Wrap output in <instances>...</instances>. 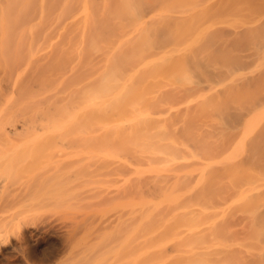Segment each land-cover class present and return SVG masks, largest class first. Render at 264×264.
Here are the masks:
<instances>
[{"label": "bare ground", "instance_id": "obj_1", "mask_svg": "<svg viewBox=\"0 0 264 264\" xmlns=\"http://www.w3.org/2000/svg\"><path fill=\"white\" fill-rule=\"evenodd\" d=\"M83 1L80 20L50 25L43 43L33 38L42 12L34 25L9 36V19L28 0H14L17 12L0 7V70L10 83L0 93L1 136L93 141L80 142L83 153L62 163L70 199H117L116 207L123 200L127 208L114 217L127 229L103 248L113 256L99 264H264V161L252 151L263 147L254 133L264 124V106L226 149L231 130L219 114L225 87L168 100L184 93L177 84L186 83L184 60L194 40L152 52L145 23L131 31L121 22L103 25L99 19H117L119 11L103 7L93 20ZM173 152L194 161L172 169ZM13 159L0 154V173ZM4 182L0 176V191ZM3 211L0 206V248L18 232L15 226L8 232ZM235 219L241 223L232 225Z\"/></svg>", "mask_w": 264, "mask_h": 264}, {"label": "rangeland", "instance_id": "obj_2", "mask_svg": "<svg viewBox=\"0 0 264 264\" xmlns=\"http://www.w3.org/2000/svg\"><path fill=\"white\" fill-rule=\"evenodd\" d=\"M7 4L8 11L17 12L18 5L14 0H0V7ZM87 6L93 20L101 17L94 13L103 7L119 11L117 19H99L103 25L121 22L131 31L130 26H135L138 21L145 23L149 29L151 51L155 53L173 50L175 41L179 45L194 40L192 50L185 60L182 58L186 83L177 84L184 93L169 96L168 100L178 103L185 99V92L225 87L226 94L219 96H222L221 105L227 107L222 105L224 110L220 107L219 114L231 130V135L226 136V149L232 147L233 140L242 132L244 121L260 108L258 106H264V0H87ZM84 9L83 0H44L41 11L39 0H28L26 7L9 19V26L13 25L9 36L34 25L42 12V26L33 38L37 43H43L47 27L80 20L78 14ZM160 12L164 16L162 21L158 19ZM184 18L187 20L183 21ZM106 35L109 36L107 29ZM9 87L10 83L0 70V93H6ZM1 123L0 154L11 153L14 159L13 165L0 173L1 179L5 178L0 206L4 209L3 222L11 229L15 226L18 232L12 236L10 231L14 229L7 228L12 238H9V245L0 248V264H99L112 257L103 248L127 229L114 220L121 214L120 209L127 211L121 203L123 200L118 208L117 199L99 202L98 199L89 201L80 196L72 199L68 196L70 178L64 168L66 159L71 154L83 153L85 148L82 149L80 142L93 141L26 134L1 136L4 125ZM254 134L260 137L263 147L253 145L252 151L259 157L263 153L264 161V124H260ZM222 150L214 152L212 157L220 156L217 153L221 154ZM173 155L177 161L172 169L194 161H183L174 152ZM20 159L23 161H18ZM55 161H58L56 168L51 165ZM261 165V162L257 164ZM148 188L143 192L149 191L147 194L150 195L154 191L151 186V191ZM135 222L131 221L130 229ZM230 222L232 225L241 223L240 219ZM61 253L64 254L62 260L58 258ZM121 254L122 251L118 252L117 257Z\"/></svg>", "mask_w": 264, "mask_h": 264}]
</instances>
